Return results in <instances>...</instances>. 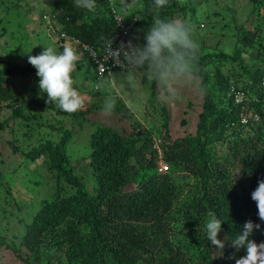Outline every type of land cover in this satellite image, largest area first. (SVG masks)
<instances>
[{
    "label": "trees",
    "instance_id": "obj_1",
    "mask_svg": "<svg viewBox=\"0 0 264 264\" xmlns=\"http://www.w3.org/2000/svg\"><path fill=\"white\" fill-rule=\"evenodd\" d=\"M142 1L141 10L124 14L132 24L134 43L144 42V33L157 14L174 18L178 12L185 18L194 9L169 0L157 12L152 8L154 0ZM0 2L5 13L11 6L19 7L16 1ZM53 6L60 50L65 38L71 40L93 67L80 44L100 48L111 36L115 28L110 2L95 0L92 11L76 7L74 0H55ZM238 29L233 54L198 53L194 67L202 79L204 100L194 134L169 141L167 129L157 139L160 135L94 125L85 157L95 178V192H89L81 177L72 173L70 130L55 128L57 141L33 147L28 157L48 155L55 190L24 213L19 233L9 238L0 232V249L9 250L26 264H235L228 257L235 253L239 258L245 250L236 252L230 241L224 250L208 241L204 225L209 212L223 221L220 239L234 236L251 219L261 228L250 239L264 242V223L251 198L258 180L264 179V42ZM61 32L66 36H60ZM254 48L257 60L250 69L241 54ZM213 56L221 62H237L239 67L230 79L215 69L211 83L202 65ZM30 71L36 69L0 68V105L6 99L15 104L6 107L11 113L0 121V130L10 127L15 117L54 127L41 117L38 120L40 115L24 113L22 106L30 101L12 92L7 76ZM230 82L243 93L240 104L235 103L233 93L228 95ZM156 146L163 151L161 156ZM131 185L129 193L125 192Z\"/></svg>",
    "mask_w": 264,
    "mask_h": 264
},
{
    "label": "rangeland",
    "instance_id": "obj_2",
    "mask_svg": "<svg viewBox=\"0 0 264 264\" xmlns=\"http://www.w3.org/2000/svg\"><path fill=\"white\" fill-rule=\"evenodd\" d=\"M14 1L19 2V7L11 6L7 13L0 2V68H33L27 57L40 54L44 46H53L57 51H62L57 40L59 23L54 20L55 0H11ZM177 1L181 6L188 4L190 8H194L187 12L185 18L177 15L178 12L175 17L179 16L192 26L193 37L199 43V51L202 54H233L237 46L235 39L238 28H241V31H249L255 38L259 36L257 39L262 38L264 42V0ZM111 3L117 10L122 11V8L127 7L129 12H137L143 6L142 0H111ZM62 44H72L76 48L73 42L66 38ZM77 51L81 59L73 73L76 81L74 86L86 100L84 108L77 111V116L63 113L54 103L47 102V93H40V78L35 71L7 76L12 84V92L21 100L30 101L28 106H22V111L40 115L38 120L41 117L42 122L54 126H38L35 119L25 123L15 117L10 121V127L0 130V232L9 238L22 229L23 222L19 219L24 217V213L32 211L42 199L50 197L55 190V176L48 168V155L42 154L32 158L27 155L39 143L57 141L59 135L55 128L63 127L71 131L69 154L72 173L81 177L91 193L96 190V182L85 155L88 151L89 133L95 124L109 126L125 133L140 130L139 135H160L154 137L157 139L165 133L164 129H167L169 141L195 133L204 100L202 79L195 67L190 80L174 85L175 95L172 96L155 82H150L142 76L138 77L136 87L147 94V99H133L130 109L127 102L134 93L123 83L122 70L98 76L95 69L87 65L82 51ZM241 56L250 69L252 65H256V48L242 53ZM236 64L237 62L231 63L226 59L221 62L213 56L209 62H203L202 66L213 84L211 75L215 69L222 70V74L230 79L239 67ZM100 83H103L102 91L97 90ZM230 85L234 83L230 82ZM116 87L122 89V97L117 100L115 109L106 114L102 110L103 95ZM37 99L41 100L40 104ZM9 104L15 105L11 99L1 103L0 121L11 113L6 109ZM157 152L161 156L163 151L158 147ZM132 188V185L127 186L124 191L129 193ZM23 252L25 253V250ZM0 264L26 263L9 250L0 249Z\"/></svg>",
    "mask_w": 264,
    "mask_h": 264
},
{
    "label": "clouds",
    "instance_id": "obj_3",
    "mask_svg": "<svg viewBox=\"0 0 264 264\" xmlns=\"http://www.w3.org/2000/svg\"><path fill=\"white\" fill-rule=\"evenodd\" d=\"M74 3L76 7L89 11L95 8V0H74ZM168 3L169 0H154L152 8L158 12ZM143 41V43L121 41L119 46L114 48L113 38L109 37L103 41L98 52V55L102 54L101 61L111 60L122 69L123 83L134 93L127 102L130 109L133 99L139 101L147 99V94L136 87L138 77L142 76L150 82H155L172 96L175 95V84L190 80L198 60L200 46L193 37L192 26L180 17L161 18L157 14L145 31ZM27 59L36 69V75L40 78L38 82L40 93H47L48 103H54L61 111L69 114L84 108L85 97L74 86L76 81L73 73L81 59L75 47L65 44L62 51H57L53 46H44L40 54L29 55ZM97 90H103V83L97 85ZM121 97L122 89L119 87L104 93L103 112L110 114ZM156 148L158 149V146ZM251 198L256 202L259 220L264 223V179L258 180V186L252 191ZM222 222L215 212L208 213L204 225L208 241L215 248L223 250L229 241L236 252L244 249L245 255L236 258L233 253L228 257L235 259V264H264V242L257 243L250 239L254 230L261 228V224L249 219L244 222L242 230L234 236L220 239Z\"/></svg>",
    "mask_w": 264,
    "mask_h": 264
},
{
    "label": "built area",
    "instance_id": "obj_4",
    "mask_svg": "<svg viewBox=\"0 0 264 264\" xmlns=\"http://www.w3.org/2000/svg\"><path fill=\"white\" fill-rule=\"evenodd\" d=\"M110 1V12L113 17L114 21V28L115 30L112 32L111 36L113 38V47H118L119 43L121 41L127 42L128 40H132L131 38V31H132V24L127 21L126 16L117 10L113 3ZM56 22V19H54ZM135 21V19L133 20ZM62 37H65L66 35L61 32L59 34ZM83 50L88 52V56L90 60L93 62V68L96 71V75L102 76L106 73L113 72L115 70L121 69L119 65L114 64L111 60H108L106 62L101 61L102 54L98 55V52L100 51V48H95L92 45H89L87 43H81L80 44ZM122 70V69H121ZM234 94V101L237 104H240V102L243 100V93L241 91H238L234 85L229 86L228 95ZM242 122L246 121V118L243 116L241 118ZM159 171H163V167L159 168Z\"/></svg>",
    "mask_w": 264,
    "mask_h": 264
},
{
    "label": "water",
    "instance_id": "obj_5",
    "mask_svg": "<svg viewBox=\"0 0 264 264\" xmlns=\"http://www.w3.org/2000/svg\"><path fill=\"white\" fill-rule=\"evenodd\" d=\"M122 11H123L124 13H126V12H127V7L122 8ZM137 131H138V132H137V135H139L140 130H137Z\"/></svg>",
    "mask_w": 264,
    "mask_h": 264
}]
</instances>
